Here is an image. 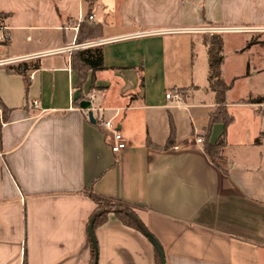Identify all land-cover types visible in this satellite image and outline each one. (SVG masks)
Listing matches in <instances>:
<instances>
[{"label":"crops","instance_id":"0c3cea01","mask_svg":"<svg viewBox=\"0 0 264 264\" xmlns=\"http://www.w3.org/2000/svg\"><path fill=\"white\" fill-rule=\"evenodd\" d=\"M0 12L9 14L0 45L11 48L0 55L9 109L0 115V264H90L89 191L134 205L166 264H264V102H253L264 97V0H0ZM83 22L101 30L79 43ZM205 25L228 29L222 76L234 117L214 160L204 146L224 126L207 134L217 103L197 31ZM235 36L241 69L231 72L224 53ZM90 47H102L105 68L81 90L71 59ZM21 62L26 75L7 71ZM102 116L127 141L119 154ZM93 231L97 264H162L144 232L114 213Z\"/></svg>","mask_w":264,"mask_h":264},{"label":"trees","instance_id":"16d2710c","mask_svg":"<svg viewBox=\"0 0 264 264\" xmlns=\"http://www.w3.org/2000/svg\"><path fill=\"white\" fill-rule=\"evenodd\" d=\"M2 21L9 17V14L0 12ZM101 25L91 24L87 25L84 22L80 24L77 42H82L85 37L91 36L97 32H100ZM255 41H250L248 45L254 44ZM204 44L207 47L208 60H209V84L212 91L216 96L217 108L211 113L209 125L207 127V134L210 132L212 126L216 123H221L224 126L223 133L219 140L211 144L208 141L205 143V151L214 160L215 156L221 157V152L226 146L227 128L234 120L226 107L225 93L230 89L231 84H228L222 76V64L224 62V39L222 35H214L212 37H204ZM71 65L73 71L76 74L75 87L82 90L83 85L87 80L89 71L95 72L105 68L104 55L102 47H90L76 51L71 59ZM37 66L34 65L33 68ZM30 65L26 62H21L17 65H7L6 69L10 73L26 75ZM254 103L264 102V97H259L253 100ZM1 107L7 111L3 114L2 119L6 120L8 117L9 109L3 104L0 97ZM173 138V133L170 136V140ZM90 197L95 201L96 208L91 215L93 220V230L96 226L106 222L108 215L114 213L119 220L125 225L134 227L142 232L148 231L145 224L138 216L137 210L134 205L103 196H99L96 193L89 191ZM149 232V231H148ZM160 259V258H159ZM98 261V250L93 247L91 251L90 264H97ZM26 264V263H25Z\"/></svg>","mask_w":264,"mask_h":264},{"label":"built area","instance_id":"2783aa9c","mask_svg":"<svg viewBox=\"0 0 264 264\" xmlns=\"http://www.w3.org/2000/svg\"><path fill=\"white\" fill-rule=\"evenodd\" d=\"M204 30L209 31L211 34H217V33L219 34V33H224V32L228 31V29L223 28V27H207V28L203 27V28L197 29V31L200 33L203 32ZM8 60H10V59H8ZM4 61H0V64ZM166 98L167 99H173V98L178 99L179 96L174 95L171 92H169L166 94ZM34 104L37 105L38 102H35ZM99 123H100L101 129H102L105 137L109 141H111L110 145H111V149H112L113 153L119 154L124 149H126L127 141H126L125 137L123 136V134L121 133V131L117 128L116 123L114 122V120L112 118H106V117L102 116L99 119ZM196 142L202 143L203 139L201 137H197Z\"/></svg>","mask_w":264,"mask_h":264},{"label":"rangeland","instance_id":"374dc122","mask_svg":"<svg viewBox=\"0 0 264 264\" xmlns=\"http://www.w3.org/2000/svg\"><path fill=\"white\" fill-rule=\"evenodd\" d=\"M2 18L0 17V33L3 29V24H2ZM207 27H213V26H207L205 25L204 28H207ZM202 35H204L205 37H212L214 35H222L223 36V33H217V34H211L209 31H203L201 32ZM36 32L32 33V35L35 37L36 36ZM1 35V34H0ZM2 39L3 40H7V38L5 36H2L0 37V43L2 42ZM242 40V37H239V36H235L234 38H228V44L225 48V55H226V62H227V67L229 69V71L231 72H238L240 71L241 69V62H239V60L237 59L238 57V54H235V53H231L232 52V49L234 48L235 45H237L239 42H241ZM9 45H5V44H1L0 45V55L1 56H5L6 55V51H8L10 53V49L8 47ZM15 48H18V49H21L23 48V46L20 44V43H17L14 45ZM261 50H259L258 52L261 53L263 51V48H260ZM254 57L256 58V55H254ZM259 109L262 110L261 108L263 107L262 105H258ZM6 114L7 111H5L1 105H0V115L2 114Z\"/></svg>","mask_w":264,"mask_h":264},{"label":"water","instance_id":"95a60500","mask_svg":"<svg viewBox=\"0 0 264 264\" xmlns=\"http://www.w3.org/2000/svg\"><path fill=\"white\" fill-rule=\"evenodd\" d=\"M80 106L83 108V109H89V112H88V115H89V119L92 123H95L96 120L94 118V115H93V111L91 110V107H92V103L88 100H83L81 101L80 103ZM88 232H89V235L91 237V240H92V243L94 245V247L97 249V246H96V239H95V236H94V231H93V220H91L89 222V226H88ZM144 234L153 242V244L155 245V247L157 248L158 250V253H159V257H160V260H161V263L162 264H166V259H165V254L163 252V249L161 247V245L159 244V242L157 241V239L151 234L149 233L148 231L144 230Z\"/></svg>","mask_w":264,"mask_h":264}]
</instances>
